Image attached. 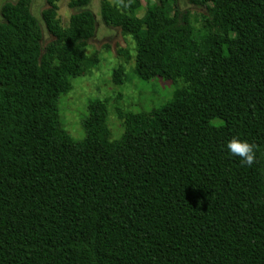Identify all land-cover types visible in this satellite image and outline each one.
<instances>
[{"label":"trees","instance_id":"trees-1","mask_svg":"<svg viewBox=\"0 0 264 264\" xmlns=\"http://www.w3.org/2000/svg\"><path fill=\"white\" fill-rule=\"evenodd\" d=\"M187 1L206 10L199 37L175 0L142 17L138 0L101 1L133 39L137 78L186 85L119 112L115 139L107 102L89 100L80 141L59 130L58 102L85 72L89 0L68 3L65 26L47 0L43 48L30 0L0 6V264H264V0ZM234 136L256 145L251 167Z\"/></svg>","mask_w":264,"mask_h":264},{"label":"rangeland","instance_id":"rangeland-1","mask_svg":"<svg viewBox=\"0 0 264 264\" xmlns=\"http://www.w3.org/2000/svg\"><path fill=\"white\" fill-rule=\"evenodd\" d=\"M6 1L16 0H0V6ZM55 1L59 22L65 26L70 15L78 9L68 5L71 0ZM101 1L89 0L88 4L83 7L95 16L97 23L95 34L87 41L84 74L71 78L70 89L60 96L58 102L57 126L59 130L67 132L76 141H80L84 136L82 121L88 113L87 102L89 100L102 99L107 102V125L111 139H115L123 131L119 112H138L158 107L172 99L178 88L186 85L180 78L172 80L156 76L147 81L137 78L133 73V39L130 34L123 32L119 27L106 25L102 21ZM108 1L116 3L117 0ZM138 1L139 6L135 10L137 17H142L149 4L155 2V0ZM47 6V0H30L31 14L39 21L42 30V48L52 39L41 19V11ZM174 6L178 12V21L181 22L185 15L194 29V36L199 37L204 31L205 8L190 4L187 0H175ZM122 51L129 52L131 57L127 58ZM93 58L96 61H93ZM118 66L124 69L121 85H115L112 80V71Z\"/></svg>","mask_w":264,"mask_h":264},{"label":"clouds","instance_id":"clouds-1","mask_svg":"<svg viewBox=\"0 0 264 264\" xmlns=\"http://www.w3.org/2000/svg\"><path fill=\"white\" fill-rule=\"evenodd\" d=\"M227 149L231 154L240 157L242 164H246L249 167H251L256 161V145L250 144L238 137L234 136L228 141Z\"/></svg>","mask_w":264,"mask_h":264}]
</instances>
